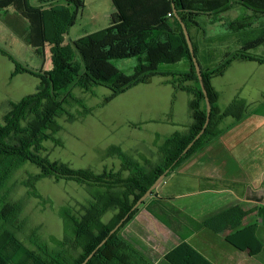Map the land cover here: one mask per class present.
<instances>
[{"label": "trees", "instance_id": "1", "mask_svg": "<svg viewBox=\"0 0 264 264\" xmlns=\"http://www.w3.org/2000/svg\"><path fill=\"white\" fill-rule=\"evenodd\" d=\"M111 1L115 12L109 27L67 44L66 36L76 25L85 8L84 0H38V6L33 5L32 0H0V12L11 8L28 22L29 42L37 52H43L49 47L52 65L50 70L39 72L17 67L15 75L31 74L40 80V85L36 94L17 104H11L10 112L0 125V190L9 179L7 175L27 163L37 167L39 173L30 174L23 185L29 189L28 194L43 205L49 204V200L39 193L37 183L47 178L75 182L88 187L95 184L94 187L103 188L102 191L95 192L94 202L88 207L85 206L84 213L79 217L67 208L61 210L64 239L61 248L52 253L47 252L43 246H38L41 253L31 250L9 229V226H14L18 217L19 206L7 203L6 197L2 196L0 221L8 227H0V264H82L131 212L137 201L161 175L170 170L166 177V182L169 183L170 174L178 171L206 141L218 135L216 130L222 119L230 116H234L239 122L246 119L245 114H235V111L247 109L246 104L240 100H236L221 113L216 107L218 95L211 85V80L224 76L235 61L258 62L264 65V60L239 54L228 57L213 68H205L192 39L212 104V113L204 135L181 157L203 129L207 109L192 56L175 11L191 33L192 28L198 26V19L201 17L219 16L237 5L264 14V0ZM2 53L8 56L7 52ZM131 58L138 61L133 75H126L112 64L115 60ZM181 62L187 63L188 70L184 73L163 72L161 69L162 66ZM157 76L169 78L168 84L173 85L176 90L192 95L190 111L194 119L186 133H176L166 140L160 151L163 158L159 164L149 169L136 167V174L123 180L117 175L109 177L104 174L94 177L90 171L73 170L65 164L52 162L45 155V142L53 140L62 130L57 120L64 115H68L70 122L76 120L64 107L68 103L81 105V101L72 96L73 87L87 92L97 86L107 87L112 92L105 100V103H109L133 87L151 83ZM70 87L72 88L69 89ZM116 185L119 190H116ZM183 195L177 194L178 197ZM153 199L162 200L154 191L142 206L131 213L129 219L88 264H150L143 255L147 254V250H136L122 237V231ZM109 211H115L116 215L109 223H105L102 218ZM260 211L264 225V209ZM247 230H238L225 240L233 248L255 257L259 255L261 246L255 247L252 241H249L246 234L253 229ZM67 247L80 250L79 255L73 257ZM161 264L213 263L183 242L165 254Z\"/></svg>", "mask_w": 264, "mask_h": 264}, {"label": "rangeland", "instance_id": "2", "mask_svg": "<svg viewBox=\"0 0 264 264\" xmlns=\"http://www.w3.org/2000/svg\"><path fill=\"white\" fill-rule=\"evenodd\" d=\"M84 1L85 8L79 15L76 25L66 36L67 44L87 34L105 29L111 24L115 12L111 0ZM32 2L34 5H39L38 0H32ZM236 7L237 9L229 14L230 16L238 15L235 25L233 27L231 23L228 25L230 29L227 26L211 28L207 25L205 17H201L198 19V26L191 30L195 32L198 40L199 38L201 40L204 29L210 35L217 36L215 40L206 41V48L211 49L214 56H217L215 57L216 65L228 57L239 54L264 60V14L246 10L239 5ZM0 14V125H2L5 116L11 110V104H17L36 94L40 85V80L31 74L15 75L17 67L39 72L48 71L52 65L49 47L45 49V53L37 52L31 46L29 39L25 38L27 35L24 30L25 19L18 17L17 20L21 19L20 22L13 26L17 15L15 18H9L4 16L5 13L2 11ZM229 15L224 16L226 22H230ZM245 19L246 22H244ZM245 24L253 27L240 34L232 33L244 28ZM239 40L242 42L240 43ZM2 52H7L8 56ZM76 59H79L77 54ZM240 62L243 61L233 62L235 65L228 68L222 78L211 80V84L222 89L223 101L232 104L237 99L249 106V116L251 114L256 119L252 127L247 121L243 124L240 131L244 138L264 139V130L259 129L261 120H264V65L258 62ZM112 64L126 75H133L138 61L136 58H131L115 60ZM161 69L163 72L184 73L188 67L187 63L181 62L162 66ZM162 79H164L162 76H157L152 87H133L109 103H105V100L111 96L112 92L107 87L97 86L89 92L70 87L72 96L81 101V105L68 103L64 107L76 120L70 122L68 115L57 120L62 130L54 136L53 140L45 142V155L52 162L65 164L73 170L90 171L94 177L104 174L109 177L117 175L123 180L134 176L136 167L149 169L159 164L163 158L160 151L166 140L175 133H183L186 129L184 96H188L176 90L178 94L172 99V111L169 110L165 95L158 96L156 99L149 98L145 93L154 90ZM136 98L138 104H136ZM150 120L154 122H147ZM246 165V163H234L232 159L227 167L230 169L229 176L233 173L237 174L240 170L239 166ZM37 173L39 169L27 163L8 174L9 179L0 190V202L4 196L7 203L18 204V217L14 226H9V229L14 231L28 248L39 253L38 246H43L47 252L52 253L61 248V242L64 239L65 229L60 215L61 210L67 208L73 215L79 217L84 213L83 209L94 202L95 192L102 191L103 188L94 187L95 184L88 187L75 182L47 178L37 183L39 193L49 200V204L43 205L38 199L32 198L28 194L29 189L23 185L30 174ZM229 180L203 184L189 180L183 185L181 177L176 176L173 182L168 181L169 186L172 183L171 186L177 188L172 189L164 185L166 182L164 179L155 190L157 197L162 200L154 201V203L149 201L122 231V237L136 250L141 252V248L146 249L147 254L143 255L150 264H161L163 256L175 249L177 245L179 246L183 240L195 249L190 240L198 233L204 240L202 244L206 248L208 246L216 249L228 248L231 245L225 242V233L242 222L240 221L242 216L235 213L230 205L233 187ZM188 188H193V192L199 188H203L202 191H204L197 197L183 201V204H201V207L196 206V211L188 212L191 216L197 215V208L202 209L207 206L209 212L202 224V220L198 219L200 230L198 227L192 229L187 222L188 213L181 211L182 199L176 198L177 194L188 191ZM116 190H119L118 185ZM261 213L259 210V215ZM115 215V211H109L103 216L102 221L109 223ZM201 215L198 211V217ZM1 226L8 227L0 221ZM194 241H200V239L194 238ZM67 250L73 257H77L80 252L71 247H67ZM201 255L205 258L211 257L212 261L207 259L213 264H245L242 256ZM256 263L264 264V255L253 264Z\"/></svg>", "mask_w": 264, "mask_h": 264}, {"label": "crops", "instance_id": "3", "mask_svg": "<svg viewBox=\"0 0 264 264\" xmlns=\"http://www.w3.org/2000/svg\"><path fill=\"white\" fill-rule=\"evenodd\" d=\"M235 9H237L236 6L232 10L223 13L222 15L219 16H204L207 21L206 22L207 25L211 28L216 26L225 27V28L227 26L229 28L228 25L231 23L232 24L231 27H233V25H235L234 23L236 21V18H238V15L235 14L233 16H230L229 14L232 13L233 10ZM2 13H5L4 16H7L9 18L10 17L15 18L17 15V17L14 19L15 21H13L14 22L13 26H16V24H18L21 20V19L17 20L18 17L20 16L17 13H15V11L11 8L2 11ZM225 15H229L230 22L225 21L226 19L224 18ZM244 22H246V19ZM244 26H245L244 28L237 31L236 30L232 31V33L240 34L243 33V31H247L253 27L252 25L249 26L247 24H245ZM24 28H25L24 30L27 32L25 38L29 39L28 38L29 24L27 21L25 22ZM203 31L204 32L201 34V40L200 38L198 40V37L195 36L196 34L194 31L191 32V37L193 39V42L198 48L199 59L202 65L205 68H212L216 66L217 60H215V57L217 56H214V53L211 49L206 48L207 46L206 41H211V39L215 40L217 36L210 35L205 29ZM240 41L242 42V40H239V42ZM200 44H202L201 47ZM45 49H44V53H45ZM240 63H245V62H240ZM234 65L232 64L229 68H232ZM222 77H217L214 79H219ZM163 78L164 79L161 80L159 85L154 87V90H149L145 94L149 96V98L153 97L154 99L158 98V96L165 95L166 98L168 99L169 110L172 111L173 109L172 99L176 94H178V91H176L173 85L168 84L169 78L166 77ZM154 79L155 77L151 80V83L149 84H141L138 86L152 87L154 84ZM214 79H212V81ZM189 85H194V83H189ZM211 85L218 95L216 107L222 113L225 110H227L237 99L234 100L232 104L228 101H223L222 89L213 83ZM181 93L188 94V96H184L187 119H186V129L183 133H186L188 131V128L191 127L192 124L194 123V119L190 111V103L193 98L192 95L187 92L182 91ZM136 104H138L137 98H136ZM261 104L263 105V103ZM246 106H247L246 111L244 109L235 111L236 115L239 114L246 115V119L244 121L239 122L234 116H230L222 119V121L218 126V129L216 130V132L218 131V135L215 138L206 141V144L200 147L196 151V153L185 164H183V166L178 171H176L173 174H170V177L168 179L173 182V179H175L176 176L181 177V180L183 181V185L185 184V182L189 180L203 184L204 182L205 183L208 182L214 183L216 181L225 182L227 181V179H230L229 181L231 182V186L233 187V189H231L230 205H232L235 213H239L242 216L240 220L242 222L241 224H237L236 227H231L230 231H227L225 233L226 235L224 239L229 235L235 234L238 230L241 229L247 230L248 228H252L253 230H251V232L247 233L246 235L249 237L248 238L249 241H252V244H254L255 247H257L256 245H258V247L261 246V251L258 253L259 255L255 257L249 256L248 252L239 251L233 248L232 246H229L231 248L228 247L222 249H216L212 247L210 248L209 246L206 248L205 245L203 246L204 240L200 237V233L194 235V238H199L200 241H194L193 238L192 240H190V243L193 242L195 249L197 248L198 252L201 254H220L219 257L221 256L223 257V255L221 254H232L233 256H242L245 260V264H253L257 259L261 258L264 255V225L262 221H260L261 217L259 215V210L264 209V139H255L253 137L244 138V136L242 135L240 129L243 128L244 126L243 124H245V122L247 121L248 124L251 125L250 127H252L256 119L251 114H250L251 117L249 116V106L247 104ZM173 115H174V110H173ZM147 122L152 123L154 121L150 120ZM259 129L264 130V120H261ZM228 154L230 155L228 156ZM232 159L234 163H240V164L246 163L247 165L243 167L239 166L240 167L239 172L237 174L233 173V175L229 176L228 170L230 169L227 167H228V162L232 161ZM223 164H225V166ZM223 169L226 170L224 171ZM164 185H167V188H170L172 187L171 185L173 184L171 183L169 186L168 183L165 182ZM172 189H177V188L172 187ZM202 189L203 188H199L198 190H196V192H193V188H188V191L184 192L183 196L176 197L182 199L180 205L182 207L181 211H183L184 213H188L194 210L196 211L197 205H200L201 207V204H191V203L183 204V201L185 200L187 201L190 198L197 197L198 195L204 193ZM152 201L154 203L156 199H153ZM206 207L202 209L197 208L199 213L202 214L199 217H198V211H197V215L191 216L188 213L189 217L187 216V222L190 223L192 229L194 227H198L199 228L198 230L201 229L198 223H200L199 220L200 221L202 220L201 221L202 224V222L205 220L206 214H208L209 212V210H207ZM237 222L239 221L237 220ZM224 227H226V225H224ZM185 238H189V237H185ZM207 258L210 259L211 257H207Z\"/></svg>", "mask_w": 264, "mask_h": 264}, {"label": "water", "instance_id": "4", "mask_svg": "<svg viewBox=\"0 0 264 264\" xmlns=\"http://www.w3.org/2000/svg\"><path fill=\"white\" fill-rule=\"evenodd\" d=\"M176 17L179 20L181 27L183 29V33L185 35L191 56H192V60H193V64L195 66V70L200 82V86H201V90L204 94L205 97V103H206V109H207V119L206 122L204 124L203 129L201 130V132L196 136V138L188 145V147L184 150V152L182 153L181 157L186 155L189 150L194 146V144L204 135L207 127L210 124L211 121V113H212V104L208 95V91L203 79V74H202V69L200 67V64L198 62V59L196 57L195 54V50H194V46L192 43V39L189 33V30L186 26V24L184 23V21L180 18V16L178 15V12L175 11ZM170 170H167L163 175H161L156 182L151 186V188L137 201V203L134 205V207L132 208L131 212L124 218L122 219V221L110 232L109 236L103 240V242L89 255V257L82 263V264H88L93 258L94 256L97 254L98 250L100 248H102L109 240V238L111 236H113L122 226L123 224L129 219L131 213H133L134 211H136L140 206H142L143 203L146 202L147 199H149L152 196V193L158 188V186L162 183V181L166 178V176L169 174Z\"/></svg>", "mask_w": 264, "mask_h": 264}]
</instances>
